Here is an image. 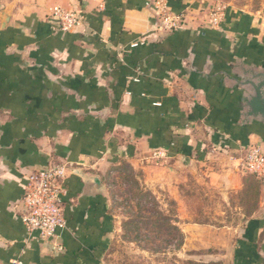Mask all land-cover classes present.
Returning <instances> with one entry per match:
<instances>
[{
	"label": "crops",
	"instance_id": "crops-1",
	"mask_svg": "<svg viewBox=\"0 0 264 264\" xmlns=\"http://www.w3.org/2000/svg\"><path fill=\"white\" fill-rule=\"evenodd\" d=\"M155 1L0 0V264H98L115 230L106 180L123 164L167 189L178 218L184 167L204 166L222 191L243 187L237 158L264 149L244 100L264 67L256 19L227 8L211 25L209 0H167L183 22L165 31ZM55 7L79 23L63 29ZM52 162L66 166V227L41 238L26 232L20 200L27 176ZM258 186L259 208L238 226L176 222L188 245L264 264Z\"/></svg>",
	"mask_w": 264,
	"mask_h": 264
},
{
	"label": "rangeland",
	"instance_id": "rangeland-1",
	"mask_svg": "<svg viewBox=\"0 0 264 264\" xmlns=\"http://www.w3.org/2000/svg\"><path fill=\"white\" fill-rule=\"evenodd\" d=\"M209 1L207 17L229 8L256 19L253 27L262 42L254 57L264 59V0ZM203 167L196 166L192 171L184 167L179 171L184 178L179 185V207L184 212L181 218H178V206L168 190L163 188L155 192L146 187L138 170L123 164L108 175L107 194L115 230L98 264H227L218 248L188 245L176 222L196 221L217 228L238 226L258 210L260 187L251 175L243 173L240 190L222 191L210 184ZM210 235L213 238L221 236Z\"/></svg>",
	"mask_w": 264,
	"mask_h": 264
},
{
	"label": "built area",
	"instance_id": "built-area-1",
	"mask_svg": "<svg viewBox=\"0 0 264 264\" xmlns=\"http://www.w3.org/2000/svg\"><path fill=\"white\" fill-rule=\"evenodd\" d=\"M154 6L157 17L155 26L165 31L180 27L183 15L174 13L168 7L167 0H156ZM53 13L60 17L63 29H70L79 23L74 13H62L57 7ZM220 15V12L210 13L209 23L219 24ZM237 166L244 172L254 174L264 189V149L257 145L246 148L237 158ZM65 178L66 166L61 162H52L27 176L20 200L21 221L26 232L45 238L56 236L65 229L62 200Z\"/></svg>",
	"mask_w": 264,
	"mask_h": 264
},
{
	"label": "water",
	"instance_id": "water-1",
	"mask_svg": "<svg viewBox=\"0 0 264 264\" xmlns=\"http://www.w3.org/2000/svg\"><path fill=\"white\" fill-rule=\"evenodd\" d=\"M249 79L244 81L251 88L249 93H244L245 106L264 123V67L262 71L254 72Z\"/></svg>",
	"mask_w": 264,
	"mask_h": 264
},
{
	"label": "trees",
	"instance_id": "trees-1",
	"mask_svg": "<svg viewBox=\"0 0 264 264\" xmlns=\"http://www.w3.org/2000/svg\"><path fill=\"white\" fill-rule=\"evenodd\" d=\"M255 182L257 183V185L258 184H260V182H259V180L258 179H255ZM166 217H161V219H165ZM174 229L176 228V227H173ZM181 236H182V234H181Z\"/></svg>",
	"mask_w": 264,
	"mask_h": 264
},
{
	"label": "flooded vegetation",
	"instance_id": "flooded-vegetation-1",
	"mask_svg": "<svg viewBox=\"0 0 264 264\" xmlns=\"http://www.w3.org/2000/svg\"><path fill=\"white\" fill-rule=\"evenodd\" d=\"M248 80H250L249 78H248ZM250 110V109H249ZM253 113V112H252Z\"/></svg>",
	"mask_w": 264,
	"mask_h": 264
}]
</instances>
